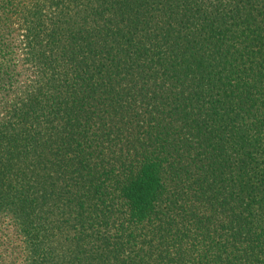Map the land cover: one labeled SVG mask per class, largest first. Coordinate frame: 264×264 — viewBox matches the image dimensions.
<instances>
[{"label": "trees", "instance_id": "obj_1", "mask_svg": "<svg viewBox=\"0 0 264 264\" xmlns=\"http://www.w3.org/2000/svg\"><path fill=\"white\" fill-rule=\"evenodd\" d=\"M2 217L22 264H264V0H0Z\"/></svg>", "mask_w": 264, "mask_h": 264}, {"label": "rangeland", "instance_id": "obj_2", "mask_svg": "<svg viewBox=\"0 0 264 264\" xmlns=\"http://www.w3.org/2000/svg\"><path fill=\"white\" fill-rule=\"evenodd\" d=\"M5 217H2L0 219V226L7 228V236L6 238L8 242L12 241L13 243V256H12V262L13 264H22L23 263V253H22V244H21V238L20 234L17 230V226L11 222V220H5ZM25 261V260H24Z\"/></svg>", "mask_w": 264, "mask_h": 264}]
</instances>
